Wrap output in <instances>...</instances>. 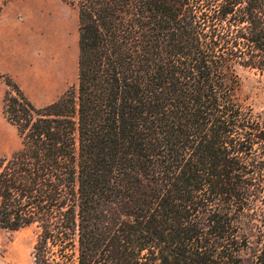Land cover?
Listing matches in <instances>:
<instances>
[{
	"label": "trees",
	"instance_id": "1",
	"mask_svg": "<svg viewBox=\"0 0 264 264\" xmlns=\"http://www.w3.org/2000/svg\"><path fill=\"white\" fill-rule=\"evenodd\" d=\"M77 77L35 106L7 74L0 229L32 264H264V0H59Z\"/></svg>",
	"mask_w": 264,
	"mask_h": 264
},
{
	"label": "rangeland",
	"instance_id": "2",
	"mask_svg": "<svg viewBox=\"0 0 264 264\" xmlns=\"http://www.w3.org/2000/svg\"><path fill=\"white\" fill-rule=\"evenodd\" d=\"M77 11L59 0H0V58L9 75L35 106L61 97L77 77ZM7 57L4 59V57ZM239 99L254 112L264 111V73L239 71ZM7 87L0 80V158L20 147L2 116ZM35 230L0 229V264H32Z\"/></svg>",
	"mask_w": 264,
	"mask_h": 264
},
{
	"label": "crops",
	"instance_id": "3",
	"mask_svg": "<svg viewBox=\"0 0 264 264\" xmlns=\"http://www.w3.org/2000/svg\"><path fill=\"white\" fill-rule=\"evenodd\" d=\"M6 58H7V57L5 56L4 59H6ZM2 65H3V66L5 65V67H3V70H4L5 72H11L10 69H8V67H6V66H7V62H4V61L2 62V58H0V66H2Z\"/></svg>",
	"mask_w": 264,
	"mask_h": 264
}]
</instances>
